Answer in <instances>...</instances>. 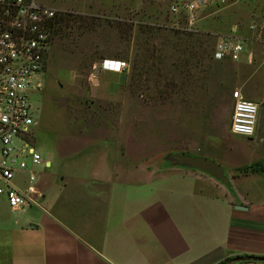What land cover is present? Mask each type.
Segmentation results:
<instances>
[{"label": "rangeland", "instance_id": "374dc122", "mask_svg": "<svg viewBox=\"0 0 264 264\" xmlns=\"http://www.w3.org/2000/svg\"><path fill=\"white\" fill-rule=\"evenodd\" d=\"M38 1L68 19L52 33L34 98L33 140L52 161L35 167L40 185L55 163L67 171L87 163L103 140L110 179L132 170L141 178L169 155L187 154L214 160L227 180L240 176L243 193L256 194L264 183V0L210 1L192 23L190 0ZM222 39L242 44L238 60L211 55ZM106 59L126 68L101 67L95 77ZM234 90L258 104L252 137L229 130Z\"/></svg>", "mask_w": 264, "mask_h": 264}, {"label": "crops", "instance_id": "0c3cea01", "mask_svg": "<svg viewBox=\"0 0 264 264\" xmlns=\"http://www.w3.org/2000/svg\"><path fill=\"white\" fill-rule=\"evenodd\" d=\"M93 146L87 163L39 178L38 205L0 198V264H264V183L251 196L240 176L223 185L171 162L110 179L105 141Z\"/></svg>", "mask_w": 264, "mask_h": 264}, {"label": "built area", "instance_id": "2783aa9c", "mask_svg": "<svg viewBox=\"0 0 264 264\" xmlns=\"http://www.w3.org/2000/svg\"><path fill=\"white\" fill-rule=\"evenodd\" d=\"M210 1L221 4L225 0L186 2L188 21L194 22L197 10ZM55 16L53 8L38 0H0V198L13 211L36 206L43 197L38 186L40 171L35 167L49 165L35 146L32 126L37 123L34 98L41 86ZM242 51L239 41L222 39L215 45L213 57L236 61ZM101 67L122 72L126 63L106 59ZM231 100L230 132L252 137L258 104L238 90L231 93Z\"/></svg>", "mask_w": 264, "mask_h": 264}, {"label": "water", "instance_id": "95a60500", "mask_svg": "<svg viewBox=\"0 0 264 264\" xmlns=\"http://www.w3.org/2000/svg\"><path fill=\"white\" fill-rule=\"evenodd\" d=\"M101 68V63L97 64V68L94 71L95 77L98 76V69ZM97 78L93 80L96 82ZM169 162L182 165L190 168L200 170L206 174H209L213 178L221 181L223 184H228V180L224 174L223 168L216 163L214 160L204 157V156H191L187 154H173L169 155ZM238 208H243V206H236Z\"/></svg>", "mask_w": 264, "mask_h": 264}, {"label": "trees", "instance_id": "16d2710c", "mask_svg": "<svg viewBox=\"0 0 264 264\" xmlns=\"http://www.w3.org/2000/svg\"><path fill=\"white\" fill-rule=\"evenodd\" d=\"M66 20H68L66 17L56 14V16H55V18L53 20L52 26H51L52 27V31L55 32V31L61 29L62 23H64ZM211 55L213 56V50L211 52ZM195 56L198 57V58H196V60L198 62H200L203 59V56L196 55L195 52H194L193 57H195ZM136 61H137L136 57H133L131 59L132 73H134V71H136L139 68L138 67L139 65L136 64ZM245 170L246 171H243V172H246V173L250 172V170H252V166L246 167ZM247 259H257V257H255V256H247V255H243V256L242 255H238V256H236L234 258H226L223 261H221L219 264H228L231 261L247 260Z\"/></svg>", "mask_w": 264, "mask_h": 264}]
</instances>
